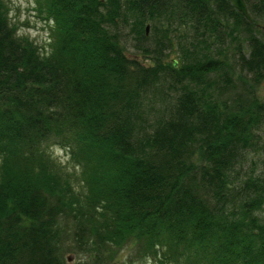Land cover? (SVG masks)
Segmentation results:
<instances>
[{
	"label": "trees",
	"instance_id": "trees-1",
	"mask_svg": "<svg viewBox=\"0 0 264 264\" xmlns=\"http://www.w3.org/2000/svg\"><path fill=\"white\" fill-rule=\"evenodd\" d=\"M244 2L251 21L230 0H35L37 45L0 0V264H264V0Z\"/></svg>",
	"mask_w": 264,
	"mask_h": 264
},
{
	"label": "rangeland",
	"instance_id": "rangeland-1",
	"mask_svg": "<svg viewBox=\"0 0 264 264\" xmlns=\"http://www.w3.org/2000/svg\"><path fill=\"white\" fill-rule=\"evenodd\" d=\"M8 6V18L10 23L14 24L16 27V34L21 36H27L37 45H43L48 37L47 22L38 16L35 10V0H5ZM132 49V48H131ZM131 53V50L129 51ZM174 53L169 54V58H174ZM147 63V61H146ZM259 94L264 96V85L259 89ZM264 132V131H263ZM48 151L55 161L63 165L64 169L69 172L77 171V167H74L69 159V153L67 148H62L55 143H51L48 147ZM257 158L255 157V160ZM264 155L263 158L257 162V167L259 169H264ZM128 249L121 251L112 264H157L154 260H130L128 257ZM65 256L68 257V262H76L80 255L73 253L72 251H67Z\"/></svg>",
	"mask_w": 264,
	"mask_h": 264
},
{
	"label": "water",
	"instance_id": "water-1",
	"mask_svg": "<svg viewBox=\"0 0 264 264\" xmlns=\"http://www.w3.org/2000/svg\"><path fill=\"white\" fill-rule=\"evenodd\" d=\"M234 8L242 14V16L248 20L251 21V16L249 12L247 11V7L245 5L244 0H230ZM261 30L264 33V24L260 25Z\"/></svg>",
	"mask_w": 264,
	"mask_h": 264
}]
</instances>
